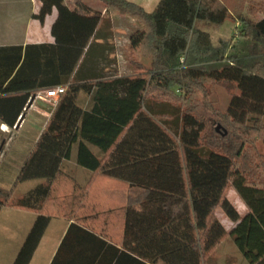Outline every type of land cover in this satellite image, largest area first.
<instances>
[{"label":"trees","instance_id":"trees-1","mask_svg":"<svg viewBox=\"0 0 264 264\" xmlns=\"http://www.w3.org/2000/svg\"><path fill=\"white\" fill-rule=\"evenodd\" d=\"M37 1L34 18L40 22L57 10L54 44L28 45L15 72V64L0 58V123L9 128L37 91L77 74L103 18L125 16L139 25L127 38L132 72L70 81L10 191L32 179L47 184L12 203L0 199V207L39 213L13 264H28L54 216L74 219L66 232L74 238L72 250L80 255L90 248L91 258L106 244L101 236L113 241L108 228L120 223L122 253L138 264H204L227 236L247 264H264V154L257 145L264 142V16L232 13L223 0H159L151 12L129 0H96L103 12L83 0ZM226 20L241 29L214 45L208 30ZM206 81L229 92L224 111L210 103ZM93 87L94 104L85 111L75 99ZM148 102L169 105L175 113L150 112ZM76 141L77 164L92 171L86 188L91 190L95 177L124 181L116 186L121 200L94 215L83 209L81 189L60 170ZM84 141L99 147L103 157ZM229 187L245 203L243 215L227 198ZM217 208L234 222L228 231ZM107 245L115 257L119 249Z\"/></svg>","mask_w":264,"mask_h":264},{"label":"crops","instance_id":"crops-1","mask_svg":"<svg viewBox=\"0 0 264 264\" xmlns=\"http://www.w3.org/2000/svg\"><path fill=\"white\" fill-rule=\"evenodd\" d=\"M83 1L91 8L101 10L102 12L104 11L101 4L96 0ZM129 1L139 4L146 11L151 12L152 9L156 7L159 0ZM67 3L68 0H65V4ZM40 5L41 3L37 0H0V58H7V63L10 64L9 66L15 64V67L12 70L13 72L18 70L20 63L24 59L26 47L28 45L54 44V37L51 34V26L57 17V10L55 7H53L51 12L45 17L44 21L40 22L38 19L34 18V14L38 13ZM124 18L130 19L129 21H135L129 17L116 15L110 16V18L108 17V19H102V23L101 25H99L100 27H98L95 36L92 37L89 41V44L91 43L90 51H92L91 54L93 56H105V42L108 41V43H110L112 41V35L114 36V38L116 35L111 33L112 30H110L111 32L108 31L109 33L102 32V25H104V23L108 20L113 23V25H116L117 21ZM112 29H115V27H113ZM128 36H126V39L128 38ZM17 57H20L21 59H19L18 61ZM87 61L88 62L84 64L83 74L90 71L91 65L93 64L92 59L88 58ZM117 69L120 72V69ZM75 74L76 72L74 70L69 77V81L63 84L59 83L60 86L66 87L70 83V81L75 79V77L80 81H87V78H89V76L87 75L77 77V74ZM2 85L4 87L6 85V82ZM93 92L94 87L90 92L79 91L75 99L76 104L83 110L89 111L94 104V100L92 97ZM81 96L85 97L84 104H81L78 101L79 97ZM32 100L33 99H31L30 106L27 109H24L25 107L23 108L22 122L17 128H14L16 129V132H18L19 129H23L24 124L28 123V121L31 120H34V122H37L39 125L38 130L36 131L37 133L34 134L32 140L28 139L31 146L23 155V159L31 152L36 140L38 139L37 137H39L42 130L44 129L45 124L50 118L55 106V104L52 103L51 100L47 97L44 99L35 98L33 102ZM31 111L33 113H30ZM0 125L7 126L2 123H0ZM4 131V128H0V132L2 134L4 133ZM84 143L95 156H97L98 158L103 157L104 153L99 147L86 141H84ZM77 149L78 141L72 144L70 156L68 159H64L61 162L62 165H60V170L69 175L74 183L81 189L80 195L83 200V203L81 204L83 205V209L91 212L89 214L94 215L101 209L105 210L107 208L113 207L116 201L119 202L121 200V194H119V192H116V186L124 181L114 177H95L92 182L93 186L91 190L89 188H86V186H88V184L90 183V176L92 175V171L87 169L86 167L81 166L80 164H77ZM2 165H5L4 167H7L6 162H1L0 160V169H2ZM15 168L17 169L18 167ZM17 174L18 171H16L13 175L11 174L12 178H9L6 184H3L5 181H0V183L3 184L5 189H11ZM39 181L40 180H37L35 181L33 186L25 188L22 193H19V196L25 194L27 191L41 184V182ZM42 183L46 185L47 181L44 180V182ZM109 187H112L111 192L107 190ZM16 188L17 186L14 190H16ZM245 212L246 211H244L242 214H239L243 215ZM38 215V212L31 209H21L7 205H3L0 207V264L14 263L15 258ZM73 222L74 219H64L63 217L56 216L51 217L48 221L47 226L45 227L44 232L42 233V236L35 250L33 251L30 260L28 261V264H109V261L110 264H138L137 260H134V258L122 253L123 250H126L124 249L122 243V227L120 226V223L116 227L111 226L108 228V230L111 232L112 237L114 238L113 241L101 236V238L106 241V244H103L101 246V249L98 251V255L95 258H91L89 257V255H93L95 251L91 252L90 248L80 251V255L78 251L76 252L72 250L77 249L76 247H73V244H75L74 238L72 235L67 236L66 232L69 225ZM65 238L67 239L65 240ZM62 241L66 243V247L64 246L62 250L60 248L59 252L58 249L59 246L62 245ZM107 244L113 245L119 249V251L117 252L118 254H116L115 257L110 256L111 250L110 248H108ZM57 252L58 256L56 255ZM92 259L93 261H91ZM244 261L245 264H247L245 259Z\"/></svg>","mask_w":264,"mask_h":264},{"label":"rangeland","instance_id":"rangeland-1","mask_svg":"<svg viewBox=\"0 0 264 264\" xmlns=\"http://www.w3.org/2000/svg\"><path fill=\"white\" fill-rule=\"evenodd\" d=\"M223 1L232 13L241 14L253 20L260 19L264 16V0ZM110 16L114 15H109L105 18L108 19V17L110 18ZM124 19H120L119 21H117L116 25H113V23H111L109 20L106 21L104 25H102V32L109 33L111 32L110 30H112L111 33L116 34L115 38L112 35V41H109L110 43H108V41L105 42V56H93L91 54L92 51L89 50L88 53H86V55L81 58V63L78 67L77 77L87 75L89 77L103 76V78H109L116 75L128 76L132 72L129 71L131 70V68L126 62L127 46L129 44L126 39V36H128V34H130L133 30H135L139 24L135 21H129L130 19ZM113 27H115V29H112ZM240 29V23H236V21L232 22L230 20H226L221 27H219L218 29L211 28L208 30V32L210 33L213 44L217 45L218 39L222 38L224 40H228L231 37H234L236 35V32ZM88 58L93 60V64L91 65L90 71L83 74L84 64L88 62ZM141 61L144 64H148V60L144 57L141 58ZM117 68L120 69V72ZM206 88L209 93L208 99L210 100V103L220 111H224L230 101L229 92L225 90L224 86L220 84H215L211 81H206ZM173 90V92H176L177 94L179 93L177 87H174ZM78 101L79 103L84 104L85 97H79ZM51 102L54 103L52 100ZM144 107L150 112L159 114L168 113L173 115L175 113L173 111L174 109L171 108L169 105H165L159 102L144 103ZM30 113L33 112L31 111ZM260 118L264 122V116ZM38 127V123L34 122V120L28 121V123L24 124L23 129H19L18 132H16V129L14 128H9L7 126L0 125V128H4L5 130L3 134L0 132V160L1 162L5 161L7 165V167H4L5 165H2V169H0V181H5L3 184H6L8 179L12 178L11 174L13 175L16 171H19L21 165L23 164V161H25L24 159L27 158L26 156L23 159V155L31 146L28 139L32 140L34 134L37 133L36 131L38 130ZM257 145L260 151L264 154L263 140L259 139ZM15 167L18 168L16 169ZM37 180H40L39 182H41V185H44V183H42L44 182V179H32L22 184H17L16 190L12 192L10 191V188L5 189L3 184L0 183V191H2V193L0 192V199H8L10 203L15 202L16 199H18L19 197V193H22L25 188L33 186V184ZM226 194L229 201L240 214L247 210L245 203L239 197L233 187H229ZM215 213L216 217L227 231L233 227V222L224 214V212L220 208H217ZM221 242L218 246H216L213 253L210 254V256L204 260V264H245V261L240 252L238 251L237 247L235 246L231 236L230 238L229 236H227Z\"/></svg>","mask_w":264,"mask_h":264},{"label":"built area","instance_id":"built-area-1","mask_svg":"<svg viewBox=\"0 0 264 264\" xmlns=\"http://www.w3.org/2000/svg\"><path fill=\"white\" fill-rule=\"evenodd\" d=\"M65 92V86H55L49 89H43V90H39L37 91L34 96H32L31 99H44V98H48L50 100H52L55 104L58 100V98L60 97V95H62ZM14 128V127H13ZM234 225V222H233Z\"/></svg>","mask_w":264,"mask_h":264},{"label":"water","instance_id":"water-1","mask_svg":"<svg viewBox=\"0 0 264 264\" xmlns=\"http://www.w3.org/2000/svg\"><path fill=\"white\" fill-rule=\"evenodd\" d=\"M30 101H31V99L29 100V102L27 103V105L25 106L24 109H27L30 106ZM22 120H23V114L19 115V118H18L14 128H17L20 125V123L22 122ZM216 130H218V127L216 128Z\"/></svg>","mask_w":264,"mask_h":264}]
</instances>
